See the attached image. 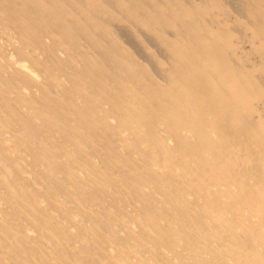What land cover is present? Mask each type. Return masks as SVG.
<instances>
[{
  "label": "bare ground",
  "instance_id": "bare-ground-1",
  "mask_svg": "<svg viewBox=\"0 0 264 264\" xmlns=\"http://www.w3.org/2000/svg\"><path fill=\"white\" fill-rule=\"evenodd\" d=\"M0 264H264V0H0Z\"/></svg>",
  "mask_w": 264,
  "mask_h": 264
}]
</instances>
